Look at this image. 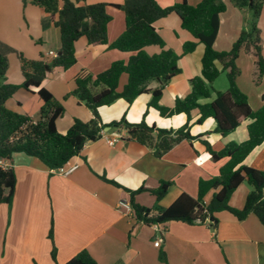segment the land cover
I'll use <instances>...</instances> for the list:
<instances>
[{
	"label": "crops",
	"instance_id": "0c3cea01",
	"mask_svg": "<svg viewBox=\"0 0 264 264\" xmlns=\"http://www.w3.org/2000/svg\"><path fill=\"white\" fill-rule=\"evenodd\" d=\"M124 1L83 0L78 5L122 4ZM156 1L161 7H169L182 0ZM199 1L187 0L191 5ZM224 1L226 10L220 15L214 43L217 51L229 50L245 27L246 9H240L231 0ZM108 13L112 17L107 28L108 43L89 45L85 37L79 38L75 43V65L67 70L55 69L42 82L65 109L56 122L61 134L67 132L74 119L84 122L91 119V111L83 103L74 96H67L75 88L76 75L81 70L99 74L112 62H127L131 56L110 48L125 30V14L114 8H108ZM154 26L166 48L179 55L183 44L193 40L174 13L156 21ZM257 26L264 55V4ZM60 44V30L43 8L32 5L31 0H0V47L12 50L7 54L8 69L3 83L23 82L17 53L28 59H39L43 55L45 60H50L49 52H57ZM144 50L149 55L160 51L155 45ZM203 53L204 46L198 44L192 53L181 55L178 61L181 73L166 85L160 105L172 107L176 98H185L191 92L190 80L201 75ZM243 63L251 70L248 79L255 86L252 76L255 58L242 52L237 60L240 69ZM126 79L121 78L122 85ZM218 79L213 82L215 91L226 92L228 83ZM241 79L242 74L237 80L239 88L248 96L251 108L257 110L262 105L264 78L256 86V103L251 102ZM157 87L155 80L147 84L149 90ZM36 91L35 88L29 91L20 88L6 106L37 121L42 101ZM214 97L215 93L199 102L204 104ZM151 98V92L139 95L131 105L118 99L100 107V117L105 124L122 116L130 123H138L147 111V124L159 128L177 129L187 122L183 113L164 118L156 109L148 108ZM196 119L195 112L191 116V134L201 138L183 140L161 158L155 157L150 148L127 139L124 128L105 127L97 140L85 144L81 155L68 161L67 165L77 164L78 167L67 176L51 173L39 159L24 153H15L11 160L3 161L6 167L13 169L16 183L11 206L0 203V264H65L82 250L88 251L96 264H264V226L254 214L238 220L230 212L221 211L215 215L217 223L214 225L209 219L196 224L173 221L145 225L137 221L133 213L118 206L121 200L130 203L131 194L127 190L156 188L162 181L172 182L164 197L157 200L143 191L134 196V202L160 209L169 207L182 193L196 198L199 180L216 176L225 163V160L213 162L201 140L209 142L214 151H220L229 142L241 143L248 139L247 126L251 120L243 121L235 131L222 136L215 131L213 119L195 125ZM109 140H113V144ZM243 164L264 170V142ZM251 190L252 186L243 182L232 193L229 205L243 208ZM211 197L212 192H209L206 200ZM51 228L52 240L49 238ZM156 242H159L158 246H155ZM53 247L56 249L55 260L51 257ZM161 253L165 254V263L160 259Z\"/></svg>",
	"mask_w": 264,
	"mask_h": 264
},
{
	"label": "trees",
	"instance_id": "16d2710c",
	"mask_svg": "<svg viewBox=\"0 0 264 264\" xmlns=\"http://www.w3.org/2000/svg\"><path fill=\"white\" fill-rule=\"evenodd\" d=\"M80 1L83 0H31V4L43 8L49 15V20L59 28L61 44L56 56L50 60H45L43 55L39 59H28L17 53L23 76L21 84L2 82L8 69L7 54L12 50L0 47V162L11 160L15 153H24L39 159L49 170L59 168L81 155L85 144L97 140L105 127L124 128L127 139L150 148L155 157L161 158L183 140L201 138L191 134V116L195 112V125L211 118L216 123L215 131L222 136L235 131L243 121L251 120L247 126L246 141L229 142L220 151H214L209 142L201 140L213 162L225 160V163L216 176L199 180L196 198L182 193L169 207L152 209L135 203L134 196L147 191L160 200L172 182L162 181L156 188L140 187L127 191L131 194L133 216L145 225H162L173 221L196 224L207 219L214 225L217 223L215 215L228 211L238 220L254 214L264 226V170L243 164L247 156L264 142V93L261 96V107L253 110L248 96L237 84L241 73L237 60L242 52L255 58L253 82L260 83L264 78L261 32L257 26L264 0H231L240 9L250 10L253 20L249 29H244L227 51H217L214 48L220 15L226 10L224 0H200L195 5L182 0L169 7H161L156 0L78 5ZM108 8L122 10L125 14V30L110 44V48L130 53L131 56L127 62H112L108 69L99 74L81 70L76 75L75 88L67 96H74L83 103L91 111V119L84 122L76 118L67 132L61 134L57 130L56 122L65 109L42 86V82L55 69L67 70L75 65V43L79 38L85 37L89 45L108 43L107 28L112 19ZM171 13L179 17L181 27L193 37V40L183 44L181 55L192 53L198 44L204 46V53L201 75L190 80L191 92L185 98H176L172 107H165L159 104V100L169 81L181 73L178 65L181 55L166 48L154 23ZM151 45L159 47L160 51L149 55L144 49ZM223 72L228 89L226 92H218L214 90L213 82ZM123 75L127 79L120 87ZM151 80L158 82V87L154 90L147 88ZM20 88L28 91L37 89L36 93L42 101L37 121L6 106V102ZM149 92L152 93V98L148 108L156 109L164 118L183 113L188 118L187 122L177 129L159 128L154 124H147L146 111L138 123L128 122L125 116L109 124L103 123L99 114L100 107L110 105L118 99L131 105L139 95ZM213 92L215 97L212 101L204 104L199 102L200 99L210 98ZM103 179L119 186L105 177ZM243 182L251 185L252 190L246 196L243 208L236 209L229 205V200ZM15 183L13 169L0 164V203L11 206ZM209 192H212V197L207 201ZM49 238L53 239L52 228ZM51 257L53 260L56 258L55 247ZM160 259L166 262L164 253L160 254ZM65 264H96V261L88 251L82 250Z\"/></svg>",
	"mask_w": 264,
	"mask_h": 264
},
{
	"label": "rangeland",
	"instance_id": "374dc122",
	"mask_svg": "<svg viewBox=\"0 0 264 264\" xmlns=\"http://www.w3.org/2000/svg\"><path fill=\"white\" fill-rule=\"evenodd\" d=\"M245 19H244V23H245V27L244 29L247 30L249 29L250 27V24L253 20V15H252V12L248 9H246L245 13ZM12 63V62H11ZM11 65V69L13 67V63L10 64ZM239 67V66H238ZM240 69V68H239ZM248 71V72H247ZM251 70H249L246 66V64H242L241 66V69H240V75L242 74V79H241V85L243 87V89H245V91L250 95L251 97V102L252 103H256L255 102V98H254V95H255V92H256V86L260 85L263 81H261L260 83H254L255 86H253L250 82H249V79H248V74L250 73ZM123 77L126 78V75H123ZM219 79L218 80H223L224 82H227V79H226V76H225V73H221L220 76L218 77ZM228 83V82H227ZM122 86L121 84V81H120V87ZM215 87V84H213V88ZM215 90V89H214ZM214 93V92H213ZM212 93V94H213Z\"/></svg>",
	"mask_w": 264,
	"mask_h": 264
},
{
	"label": "built area",
	"instance_id": "2783aa9c",
	"mask_svg": "<svg viewBox=\"0 0 264 264\" xmlns=\"http://www.w3.org/2000/svg\"><path fill=\"white\" fill-rule=\"evenodd\" d=\"M49 56H51V57L56 56V52L50 51L49 52ZM109 143L113 144V140H109ZM0 164L3 167H6L3 162H0ZM77 167H78L77 164H75V165H67V164H65V165H63V166H61L59 168L52 169L51 173H56V174H59V175H62V176H67V175L71 174ZM118 206L121 207V208H124L129 213H133V209H132L130 203H128L126 201H122V200L119 201ZM158 245H159V242H156L155 246H158Z\"/></svg>",
	"mask_w": 264,
	"mask_h": 264
}]
</instances>
